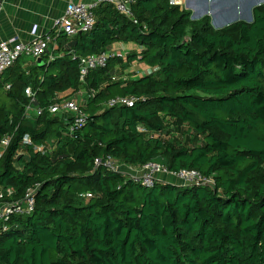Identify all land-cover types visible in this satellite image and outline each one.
<instances>
[{
	"label": "trees",
	"instance_id": "16d2710c",
	"mask_svg": "<svg viewBox=\"0 0 264 264\" xmlns=\"http://www.w3.org/2000/svg\"><path fill=\"white\" fill-rule=\"evenodd\" d=\"M132 12L100 6L91 32L60 36L43 64L22 57L0 79V204L31 189L36 201L0 222V264H264V4L222 29L172 0H136ZM118 42L142 51L82 81L81 60ZM134 61L155 71L119 80ZM29 88L40 116L28 115ZM81 92L88 121L71 136L70 118L48 109ZM118 97L139 101L111 107ZM172 122L201 142L170 138ZM108 158L212 184L145 188L96 167Z\"/></svg>",
	"mask_w": 264,
	"mask_h": 264
},
{
	"label": "built area",
	"instance_id": "2783aa9c",
	"mask_svg": "<svg viewBox=\"0 0 264 264\" xmlns=\"http://www.w3.org/2000/svg\"><path fill=\"white\" fill-rule=\"evenodd\" d=\"M136 0H96L90 4L69 3L65 14L54 21V31L47 37H35L30 42H24L18 37L11 38L7 41H0V79L6 71L12 68L22 57H30L34 60L42 59L47 54L49 46L56 43L62 35L67 37H75L81 33L91 32L96 25V10L102 5L113 6L119 13L128 18H133L132 6ZM177 0H172L173 5H178ZM116 57L112 53H103L100 55H90L81 60V80L84 81L86 76L93 70L104 69L107 67L110 59ZM26 95L30 99V105L27 109L28 115H42L45 108H35V94L29 88ZM137 98H115L109 103L111 107L130 106L138 102ZM84 103L77 100H65L50 106L48 111L51 114H61L66 118H70L71 124L69 133L73 136L77 131L84 128L87 124L88 117L84 110ZM143 131V130H142ZM26 142L31 145V141L27 138ZM10 143L9 139H5L0 143V158L4 154L5 149ZM36 151L43 155L55 150V146H39L35 147ZM96 167H105L111 172L123 173L122 168L116 161L111 158L105 160H97ZM170 174L184 182L182 186H194L200 184H212V180L206 179L196 170H183L179 173L169 171L164 165L152 162L147 164L140 170L138 175H127L132 178L134 183L145 188H154L160 180L161 174ZM2 196H0L1 198ZM91 197V196H89ZM36 206L35 190L31 189L27 192L25 198L14 204H0V222L9 223L14 216L30 215L34 212Z\"/></svg>",
	"mask_w": 264,
	"mask_h": 264
},
{
	"label": "crops",
	"instance_id": "0c3cea01",
	"mask_svg": "<svg viewBox=\"0 0 264 264\" xmlns=\"http://www.w3.org/2000/svg\"><path fill=\"white\" fill-rule=\"evenodd\" d=\"M96 0H0V41H7L11 38L18 37L24 42H30L35 37H47L50 36L54 31V21L65 14L66 8L69 3L75 4H90ZM178 5L182 6L186 10L198 11L202 8L205 2L214 0H177ZM216 7L219 13L204 12L198 17L209 16L212 17L215 22L222 23L226 20L229 11L234 8V4L237 3V11L240 13L241 19L237 21H253V10L254 8L264 4V0H217ZM234 11V10H233ZM211 18V21H212ZM195 20H198L193 18ZM231 23V24H232ZM230 24V25H231ZM213 25V24H212ZM224 26V25H223ZM229 26V25H226ZM225 26V27H226ZM224 28V27H222ZM216 28V29H222ZM59 39V38H58ZM56 39V40H58ZM58 49V42L52 43L49 46V52ZM142 48L134 43H114L107 53L115 54L116 57H121L127 61L128 57L133 54H140ZM63 53H59L61 56ZM36 61V60H35ZM155 70L146 66L141 62L134 61L131 67L121 73L119 80H132L138 79L146 75H150ZM81 92L73 100H77L80 103L85 104ZM71 99V100H72ZM122 171L125 175H138L139 169L121 166ZM160 180L180 186L179 181L170 177H162Z\"/></svg>",
	"mask_w": 264,
	"mask_h": 264
},
{
	"label": "rangeland",
	"instance_id": "374dc122",
	"mask_svg": "<svg viewBox=\"0 0 264 264\" xmlns=\"http://www.w3.org/2000/svg\"><path fill=\"white\" fill-rule=\"evenodd\" d=\"M218 3L217 0L205 2L202 8L198 11L190 10L192 12V17L198 19L200 15H202L204 12H208V15L211 16V13H219L218 8L216 7V4ZM237 9V3L234 4V8L229 11L228 16L226 20L222 23L215 22L212 18V24L215 28H222L226 25H230L233 21H236L238 19H241L240 13L236 10ZM234 10V11H233ZM224 25V26H223ZM73 100V99H72ZM75 100V99H74ZM169 134L170 138L173 140H176L180 142L182 145H186L189 147H192L196 144H199L201 141H197L195 136H191L190 132L187 129V126H177L172 122V125L169 127ZM162 177H170L172 179H175L179 181L180 184H184V182L180 179H177L175 176H172L170 174H161L159 178Z\"/></svg>",
	"mask_w": 264,
	"mask_h": 264
},
{
	"label": "water",
	"instance_id": "95a60500",
	"mask_svg": "<svg viewBox=\"0 0 264 264\" xmlns=\"http://www.w3.org/2000/svg\"><path fill=\"white\" fill-rule=\"evenodd\" d=\"M37 63H38L39 65H41V64H43V60H42V59H39V60H37Z\"/></svg>",
	"mask_w": 264,
	"mask_h": 264
}]
</instances>
